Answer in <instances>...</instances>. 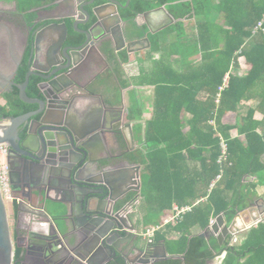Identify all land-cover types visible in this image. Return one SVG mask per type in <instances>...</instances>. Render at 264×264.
I'll use <instances>...</instances> for the list:
<instances>
[{
	"label": "trees",
	"instance_id": "1",
	"mask_svg": "<svg viewBox=\"0 0 264 264\" xmlns=\"http://www.w3.org/2000/svg\"><path fill=\"white\" fill-rule=\"evenodd\" d=\"M160 1L172 3L175 23L165 31L174 39L156 44L152 51L159 56L142 66L134 79L136 86L153 87L152 114L145 121L141 148L125 154L142 166L139 211L143 217L136 225H143L144 231L163 225V213L171 212L174 204L191 205L205 198L155 233L149 249L164 244L171 255L155 264H209L224 251L221 264H264V221L249 229L240 244H232L231 235L220 244L214 235L206 237L192 231L195 227L206 230L210 220L221 213L229 225L238 212L261 198L257 188L264 186V31L253 35L252 30L264 18V0ZM145 4L132 0L129 7L120 10L121 14L134 18ZM188 21H193L191 27L196 31L192 30V38L186 42L181 34ZM158 37L153 35L152 39L158 42ZM123 56L124 63L131 61L126 51ZM150 58L148 54L146 59ZM241 58L248 67L242 74ZM28 70L26 60L18 71V83L25 81ZM226 74L228 87L220 92ZM40 81L38 76L30 77L28 96H40ZM8 100L9 110L0 103L3 116L17 117L37 106L23 102L17 90ZM250 100L257 106L246 107L242 114V103ZM129 111V119L139 122L140 132L143 105L136 92ZM256 111L261 112V119L255 118ZM230 112L237 113L235 124L223 122ZM233 130H237L236 135ZM222 139L228 144V156L219 163ZM220 173L221 180L209 192L211 181ZM135 195L128 193L117 208ZM168 231L178 232L179 236L168 239ZM22 251L16 243V260ZM112 264H126V260L121 257Z\"/></svg>",
	"mask_w": 264,
	"mask_h": 264
},
{
	"label": "water",
	"instance_id": "2",
	"mask_svg": "<svg viewBox=\"0 0 264 264\" xmlns=\"http://www.w3.org/2000/svg\"><path fill=\"white\" fill-rule=\"evenodd\" d=\"M106 1V4L100 5L98 0H72V7L87 16L85 24L91 23L94 18L97 19V22L87 29H75L85 39L79 46L64 47L68 37L65 18L44 27L40 26L32 34L30 31L40 20H36L30 27L27 36V44L29 37L31 38L29 70L23 83L11 84L18 89L19 98L23 102L38 105V108L17 117H10L7 123L0 120V144L7 143L10 147L9 162L14 191H20L21 184L32 178L37 184L59 190L72 202V208L67 207L63 215L64 226H58L57 231L61 243L73 252L75 261L79 264H98L104 261L108 254L114 255V259L118 258L117 254H121L126 264H155L169 258L167 253L163 249L161 252L156 248L149 249L140 242L139 237L143 231L136 222L127 219L119 211L113 214L117 204L129 192L141 190V166L130 162L124 165L116 163L115 160L121 155L106 160L91 157L94 147L103 150L101 135L112 129L116 138H124L130 151L135 150L134 121L128 120L124 123L122 119L116 120L107 115L104 116L103 124L85 120L76 128L68 120L70 107L67 106L66 96L75 81L70 84L66 81L73 73L80 72L86 59L101 52L99 42L104 34L97 37L94 35V29L103 18H116L123 22L120 8H127L131 2L127 0L124 6L119 0ZM159 11H163L169 21L152 28L149 17ZM102 12H105V16ZM70 17L75 19L73 15ZM141 17L147 19L153 34L171 26L175 21L164 7L138 14L135 20ZM8 29L11 30L9 25ZM47 29L59 30L62 38L50 47L45 66L40 67L37 65L38 43ZM108 35L109 33L105 34L106 37ZM145 40L148 43L146 47H149V39ZM136 42L140 40L128 41L129 53L145 49H131V45ZM20 62L17 63L16 70ZM0 75L5 76L4 73ZM33 75L41 79L38 84L40 96L35 98L27 94L30 77ZM108 112L111 114L116 111L108 109ZM22 131L27 133L25 138L20 135ZM35 192L40 196V190H35L34 194ZM259 201L260 199L256 200L253 205L238 212L229 225L221 213L203 234L209 237L210 233H213L222 244L228 235L236 236L239 232L251 229L264 221V213H257ZM127 204L122 209H125ZM34 210L49 218L44 209ZM86 229L90 233L84 238L82 232ZM79 249L84 250L83 257L78 254ZM13 257L14 241L7 206L0 191V264H12Z\"/></svg>",
	"mask_w": 264,
	"mask_h": 264
},
{
	"label": "flooded vegetation",
	"instance_id": "3",
	"mask_svg": "<svg viewBox=\"0 0 264 264\" xmlns=\"http://www.w3.org/2000/svg\"><path fill=\"white\" fill-rule=\"evenodd\" d=\"M6 1L7 0H0V73L5 74L3 77L0 75V96L4 100V103L1 104L5 106L7 110H9L10 102L8 100V96L14 94L16 90L18 91V89L13 87L11 83L21 84L17 82L18 71L24 65L25 61L27 60L28 62L30 58V37L27 44L29 29L36 20L40 19L37 9H33L32 12H21L17 7L16 11L12 9L10 10L2 5ZM119 1L124 6L127 2V0ZM140 1L146 3L145 9L137 13L134 18L128 19L121 14L123 17V22H119L116 18L106 19L104 17L101 23L94 29L95 36L99 37L104 34L99 42L101 52L94 53V56L86 59L81 65L80 72L76 74L73 73L66 81L69 84L75 81V84H73L71 90L66 96L68 101L67 106L70 107V115L68 120L71 124L72 119L74 120L75 118H77L80 123L88 120L94 123L98 122L103 124L104 116L107 115L109 118L116 120L122 119V122L124 123L128 121L126 117L124 118L125 113L130 112L128 94L133 92L134 89L132 87H127L128 89L123 88L124 90L119 92L120 95L116 102H111L107 97L109 90L108 79L112 76H115L113 72L117 71V66H111V53H108L107 50L105 52V49L110 48L113 53L121 54L118 57L120 65H122V60L124 59L123 53L126 51L127 54H133L136 65H140L142 67L144 65L151 64L152 60L156 59L157 54L152 51L156 44H160L165 39L169 40L168 34V36L165 35L164 37L160 34L170 26L153 34L145 17L135 20L138 14H143L160 7H164L167 10L169 3H162L160 0ZM107 2L108 1L106 0H98V4L100 5H104ZM121 9L122 8H120V10ZM65 11L73 15L75 19L72 18L70 21L64 19L68 24V37L64 47L69 45L79 46L84 42L85 39L84 36L78 34L75 29H87L92 24L97 22V19L94 18L91 23L85 24V21L88 19L87 16L81 14L76 8H67ZM105 12H102L103 16H105ZM31 13H35V15L30 19L27 15ZM155 15L158 16V20L152 19V17ZM168 21L169 20L166 18V15H164L163 11H159V13H152V15L149 17V24L152 28H155L158 25H163ZM75 23H77V25H75ZM48 24L50 23H44L42 21L38 22L30 31V34H32L38 27H44ZM8 25L11 27V30L8 29ZM50 30L52 29L45 30V34L42 36L43 38H40L38 43L39 51L42 49V46L44 47L46 44H48L51 47L61 40L62 36L60 35L59 30H57V37H49L48 39L46 35ZM107 33H109V35L106 37L105 34ZM157 34L159 35L157 40L158 42L152 39V36ZM146 38H148L150 41L149 47H146L148 44L145 40ZM132 40H140V42L132 44L131 49H141L142 47H145V49L136 51L134 53H129L127 51V44L128 41ZM148 54H151L152 58L146 59ZM18 62H20V64L16 70L15 68ZM123 69L124 68H122L120 71L121 73L117 71L118 74H121L120 77L123 79L128 78V74L125 72V69ZM14 70H16V73L14 76H12ZM5 77H7V79ZM115 94L117 95V93ZM37 108L38 105L34 110ZM108 109H114L116 112H112L110 114ZM8 118L10 117L0 114V120H2L3 123H7ZM36 127L37 125L35 128ZM20 135L22 138H25L27 133L26 131H22ZM121 139L122 136H118V138L115 137L113 129L110 132H107L105 135L102 134L101 140L103 150H99L98 148L94 147L92 149L91 157L93 159H103L105 157H111L120 154ZM35 181H32L30 178H28L23 182L22 189L20 191H15V195L18 200H16L13 205V224L10 228L14 241V248L16 243H18L23 248V251L19 260H16L15 257H13L12 264H79L73 259V252H71L70 248H67L64 244H62L58 237V226H64L61 221L57 219L55 221H50L45 217V215L34 210L35 208H39L33 203V196L35 195L34 191L38 189L40 192H42L43 188L45 187L43 184H37ZM29 193H31L30 197H28ZM263 205L264 203L258 204L260 213L263 211ZM122 208L123 207L117 208L116 206L113 214L119 211L120 214L127 217V219L131 220L132 222H137L136 215L138 212L133 211L132 213L124 215L123 212L127 213L128 209ZM89 233L90 231L86 229L82 232V236L86 238L89 236ZM78 254L83 257L84 250L79 249ZM117 256L118 258L114 259V255L108 254V256L104 257V261H100L98 264L118 263L122 255L117 254ZM131 259L133 261L134 257L132 256Z\"/></svg>",
	"mask_w": 264,
	"mask_h": 264
},
{
	"label": "crops",
	"instance_id": "4",
	"mask_svg": "<svg viewBox=\"0 0 264 264\" xmlns=\"http://www.w3.org/2000/svg\"><path fill=\"white\" fill-rule=\"evenodd\" d=\"M32 4H35V5L37 4V5L36 6L34 5L32 8H30L29 6ZM171 4H172L171 2L168 4L167 10L173 16V14L170 10ZM16 7L21 12H27V11L32 12L33 9H37L39 19H40V21H42L44 23H52V22L58 21L59 19H62V18L63 19L65 18V20H69V21L72 20V18L70 17L71 14L67 13L65 11V9L67 10V8H72V0H8V9H10V10L12 9V10L16 11ZM24 7H26V10H23ZM31 14H33V15H31ZM31 14L27 15L30 19L32 18V16L35 15V13H31ZM157 17L158 16L155 15L152 17V19L158 20ZM57 35H58L57 30L52 29L49 31V33L46 36L52 38V37H57ZM170 36L171 37H169V39L173 40L174 39L173 34H170ZM49 50H50V46L48 44H46L44 47L42 46V49H40L39 54H38V60H37V65H39L40 67L45 66L46 60H47L48 55H49ZM106 50L108 51V53H111V60H110L111 66H113V67L117 66L116 68L118 69V66H120L118 57L121 54L120 53L119 54L113 53V51H111L110 48L105 49V52H106ZM128 55H129V57H131V61L128 63H124L122 60L123 66L122 65L120 66V71L122 70V68H124L125 72L128 74V78L123 79L120 77L121 74H118V72H117L118 70L116 72L114 71L113 73L115 76H112L108 79L109 90H108V96L107 97L110 99L111 102H116L118 100L119 95H120L119 92L124 90L123 88H127V87L131 88L132 87L134 89L133 92H130V94H128L129 102L131 104V100L134 96V92H136V96L139 100V103H141L143 105V121H142L143 127L140 130V132H138V130H139L138 129V123L139 122L129 119L130 112L125 113V116H124V118L126 117L127 120L134 121V124H133L134 149L136 150V149L141 148V142L140 141L143 138L142 135H144L145 121L148 120L152 114V105H151V108H148V107L145 108V106H144L142 91L147 90V89L153 90V87H147V86L141 87V86L135 85L134 79L140 74L141 66L136 65V63L134 62L135 58H134L133 54H128ZM134 70L137 71L135 74H134ZM127 83L129 84V86L126 87L125 85ZM115 93H117V95ZM152 96H153V94H152ZM242 105H244L246 107H256L257 102L254 100H250L247 102H243ZM230 115H234V121L233 122L229 121ZM236 117H237V113L230 112L223 118V122L235 124L236 123ZM122 118H123V115H122ZM255 118L261 119L262 118L261 112L256 111ZM72 125L74 127L78 128V126H80L81 123L79 122V120H77V118H75L74 120L72 119ZM232 133L234 135H236L237 130H233ZM120 147H121V153L117 154V155H121V157L119 159L115 160L116 163L122 164V165H124L126 162L138 164V163L131 161L130 158L125 156V154L127 152H131V151L129 150V146L126 143V141L124 140V138H123V142H121V144H120ZM117 155H115V156H117ZM115 156L105 157L103 159H96V160L111 159L112 157L114 158ZM138 165H140V164H138ZM141 170H142V166L140 169V178H141ZM89 175L90 174H88V176ZM30 179L32 181H35L32 178H30ZM21 185L23 186V183ZM261 190H264V186H259L257 188L258 193L261 195L259 204L264 203V197L262 196V192H264V191L261 192ZM132 192H136V195H138V191H132ZM140 197H141V195H140ZM42 199H44L43 204H42ZM48 201H50L51 203H53L57 207H54V208L52 207L51 209H49L48 208ZM33 203L36 204L39 208L44 209L48 213V215H49L48 220H50V221H55L56 219L63 221V215L66 212V208L67 207L72 208V202L62 192H60L59 190H56V189L49 188L48 186H45L43 188V191L41 192L40 196H37L36 192H35V195L33 196ZM140 203H141V199H140ZM139 207H140V204L138 206V213L136 215L137 221H138V218L143 217V213L139 211ZM262 207H263V211H261V213H264V206H262ZM259 209L257 211L258 214H259ZM257 213H255V214H257ZM170 216H171V212H166V213H163V215H162V217L164 219L169 218ZM249 216H251V215H249ZM255 226H257V225H255ZM139 228H142V231H144V229H145V227L143 225H141ZM192 231H193V234H201V233L203 234V232L205 230H201L199 227H195V228H193ZM247 231L248 230L243 231V232H239L236 236L231 235L232 236V244H240L242 242V240L244 239ZM210 235H214V234L210 233ZM178 236H179L178 232L168 231V234H167L168 239H171V238L175 239ZM139 239H140L141 243L146 245V242H145L142 235H140ZM238 240L239 241L241 240V242L238 243ZM155 248L158 249V251H160V252L163 249V251H165L169 257L171 256L168 253V251L166 250V247L164 244H160V245L156 246ZM225 256H226V251H224L222 254H219L215 258L210 260L209 264H221L223 262Z\"/></svg>",
	"mask_w": 264,
	"mask_h": 264
},
{
	"label": "built area",
	"instance_id": "5",
	"mask_svg": "<svg viewBox=\"0 0 264 264\" xmlns=\"http://www.w3.org/2000/svg\"><path fill=\"white\" fill-rule=\"evenodd\" d=\"M264 31V18L257 22V24L254 26L252 30V34L256 35L259 32ZM243 59V58H241ZM244 60V59H243ZM241 63V61H240ZM229 82V74H226L223 78V83L219 88V91H223L226 87H228ZM220 97V93H218V98ZM219 100L217 99V102ZM9 150L10 147L7 143H1L0 144V191L3 197V200L7 206V203H10L11 205H14L15 201L18 200V198L15 195V191L13 188V183L11 180V165L9 162ZM228 156V144L227 142L222 139L221 141V155L219 157L218 162L222 163L227 160ZM222 178V173L218 174L210 183L209 186V192L215 187V185L220 181ZM136 185V184H135ZM140 191H138V195H136L128 204L125 209H128L127 213H124V215H127L129 213H132L133 211L138 212V206L140 204ZM205 201V198H202L201 200H198L194 202L191 205H184L179 206L177 204H174L172 210H171V216L169 218H165L164 224L169 222H176L179 220V218L182 216V214L191 211L194 206H196L199 202ZM215 222V218H212L210 220V224H213ZM163 224V225H164ZM163 225H156L151 226L147 228L144 232H142V236L146 242L147 247L149 248V245L153 243L155 233L161 229ZM257 225V224H256ZM255 226V225H254Z\"/></svg>",
	"mask_w": 264,
	"mask_h": 264
},
{
	"label": "rangeland",
	"instance_id": "6",
	"mask_svg": "<svg viewBox=\"0 0 264 264\" xmlns=\"http://www.w3.org/2000/svg\"><path fill=\"white\" fill-rule=\"evenodd\" d=\"M178 1H186V0H178ZM2 5L4 7H7L8 8V0L5 3H3ZM191 23H190V21H188V22L185 23V27H184L185 28V31L181 34V36L183 37L182 40H185L186 42H189V40L192 38V35H193L192 32L193 31H196V30H193L192 27H191V26H193V21ZM166 33L167 32L164 31L160 35L161 36L163 35V37H164L166 35ZM168 37H171V36L169 35ZM173 38H174V35H173ZM172 46L173 47H176V44L173 43ZM177 46H180V44H177ZM158 56H159V54H157V57ZM240 61H241V64H240V68H239V73L242 74V73H245L247 71L248 67L245 65L243 59H240ZM136 72L137 71L134 70V74ZM152 94H153V90L152 89H147V90H143L142 91L143 102H144L145 108L146 107L151 108V105H152ZM0 103H2V104L4 103V100L1 98V96H0ZM240 111H241L242 114L246 113V106H244V107L242 106V108L240 109ZM229 117H230V120L229 121L230 122H233L234 121V115H230ZM262 191H264V190H261V192ZM262 196L264 197V192H262ZM43 203H44V199H42V204ZM52 207L54 208V207H57V206L54 205L53 203H51L50 201H48V208L51 209ZM12 210H13V205H11L10 203H7V211H8V217H9L10 227L13 224ZM61 223L64 225V221L61 220ZM239 242H241V240L240 241L238 240V243Z\"/></svg>",
	"mask_w": 264,
	"mask_h": 264
},
{
	"label": "bare ground",
	"instance_id": "7",
	"mask_svg": "<svg viewBox=\"0 0 264 264\" xmlns=\"http://www.w3.org/2000/svg\"><path fill=\"white\" fill-rule=\"evenodd\" d=\"M4 44V43H3Z\"/></svg>",
	"mask_w": 264,
	"mask_h": 264
}]
</instances>
